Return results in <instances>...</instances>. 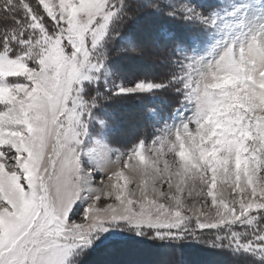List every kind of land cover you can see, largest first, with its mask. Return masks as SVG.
Returning a JSON list of instances; mask_svg holds the SVG:
<instances>
[{
  "label": "rangeland",
  "instance_id": "obj_1",
  "mask_svg": "<svg viewBox=\"0 0 264 264\" xmlns=\"http://www.w3.org/2000/svg\"><path fill=\"white\" fill-rule=\"evenodd\" d=\"M12 1L0 0V239L30 215L35 227L47 213L44 222L53 230L60 225L55 240L63 246L70 224L85 225L86 237L88 227L102 228L130 205L136 223L223 224L199 234L212 238L231 226L251 231L242 225L264 212V0H187L205 15L197 19L172 12L184 0H133L144 4L143 15L122 21L119 30L110 26L104 41L106 0H22L16 16ZM27 4L41 8L49 37ZM159 21L171 24L153 37L161 48L149 35L139 37ZM130 37L148 50L117 58ZM104 49L111 51L106 60ZM140 79H164L168 87L113 95L118 83ZM90 87L96 98L85 99ZM98 91L111 99L97 101ZM139 135L143 140L127 149ZM76 201L77 216L69 221ZM85 205L86 217L79 215ZM184 242L188 264H255L248 254L237 258ZM170 247L153 240L139 259L179 264ZM67 255L60 247L57 260ZM76 259L98 264L101 256L92 251Z\"/></svg>",
  "mask_w": 264,
  "mask_h": 264
},
{
  "label": "snow or ice",
  "instance_id": "obj_2",
  "mask_svg": "<svg viewBox=\"0 0 264 264\" xmlns=\"http://www.w3.org/2000/svg\"><path fill=\"white\" fill-rule=\"evenodd\" d=\"M150 6L159 10V5L157 4ZM124 8L128 10L122 11ZM178 9L182 10L188 19L205 17L198 8L190 5L187 0L174 6L172 12L175 13ZM104 11L109 15L105 17L108 23L102 41L109 36V29L110 26L112 27L114 17H118L119 14L118 18L121 21L134 19L140 9L132 7L131 4L126 5L124 0H112L110 4L106 0ZM122 13L123 15H121ZM148 47V45L137 42L134 37H130L127 45L122 47L120 51L144 55ZM179 51L180 46L178 44L174 50L175 55H178ZM107 58L108 53L105 52V60ZM105 60L101 65V69L104 67ZM173 63H176V61H173ZM97 81H99V78ZM171 82H176L175 75L171 77ZM167 87L168 83H154L151 80L140 79L130 85H125L122 82L118 83L113 95L120 96L151 92L153 89ZM99 97H103L105 102L111 99L109 96H104V92L102 91H98ZM98 106H100L99 103H97L94 109ZM101 123L105 124L106 121L102 120ZM99 199L100 197H97V200ZM79 203V201H76L68 211L67 218L69 221H72L73 217L77 216ZM88 207V205H85L79 215H85L86 217ZM105 210L100 209L99 211L103 212ZM46 217L47 213L45 217H41L40 220L36 221L35 227H32L31 220L33 216L30 215L20 230L13 233L8 239H0V264H82L83 260L77 261L76 258L87 255L92 251L98 252L101 256L98 264H144L139 259V256L143 252L142 246L153 240L168 241L172 245L167 250L168 255L178 253L180 256L179 264H188L184 259L187 247L184 242L186 239L188 242L230 250L233 256L237 258L248 254L260 262V264H264V226H261L258 217L252 224L242 225V227L251 228L250 232L240 234L226 230V234L218 232L213 238L205 240L204 237L199 235L200 233L217 231L218 228H224L225 226L221 224L219 226L206 227L199 221L196 222L194 229L187 227L183 221H176L174 223H136L133 222L137 218L136 209L134 205H130L124 208L123 213L118 214V216L114 215L111 219L105 221L102 228L92 231L91 227H88V235L86 237L81 231L86 227L85 225L70 224L63 246L57 245L55 240V234L60 225L58 224L55 230L49 229L44 222ZM190 220L191 218H189V222ZM121 224L127 225V228L119 227ZM29 228L32 229L30 232L28 231ZM149 233H151L150 236ZM173 241H179L180 243H172ZM60 247H63L68 253L66 259L63 261L57 260ZM167 264H175V262L169 260Z\"/></svg>",
  "mask_w": 264,
  "mask_h": 264
},
{
  "label": "trees",
  "instance_id": "obj_3",
  "mask_svg": "<svg viewBox=\"0 0 264 264\" xmlns=\"http://www.w3.org/2000/svg\"><path fill=\"white\" fill-rule=\"evenodd\" d=\"M19 1H22V0H13L12 2H13V5L15 6V10L14 9H11V11L13 12V14H15V16H16V14H18L16 11V8L18 9V8H20L19 6H23V4L21 5V4H19ZM197 1H199V0H197ZM202 1V0H201ZM23 2V1H22ZM28 3V2H27ZM124 3L127 5V4H131L132 5V7H135V8H138V9H140V11L141 10H145V8H144V4H142V3H139V5L137 6L136 4H134V1L133 0H124ZM25 4V3H24ZM29 4V3H28ZM27 4V5H28ZM30 5V4H29ZM28 5V7L31 9V11H33L34 13H35V15L38 17V22H42V23H40L41 25H42V29H43V31H44V34L46 33V36L47 37H49L50 36V34H51V32H50V28H48L47 26H46V24L45 23H43V21H41V20H43V18L45 17L44 16V13L42 12V10H41V8L38 6L37 8L35 7V6H29ZM213 5L215 6L216 5V3L214 2L213 3ZM123 11V10H122ZM139 11V12H140ZM145 12V11H144ZM147 12V11H146ZM121 15H123V13L121 14ZM143 14H139V15H137V16H142ZM148 14H146V16H147ZM118 17H119V14H118ZM118 17H116L115 18V20H114V25L112 24V30H119V28H120V25H121V23H122V21H121V19H119ZM28 18V17H27ZM23 19H25V17L23 18ZM148 19H150V16L148 15V17H147V20ZM146 19H145V17H144V26L146 27V23H149V21H147ZM124 22H126V20H123ZM154 24H152V26H153ZM165 26H167V27H169V26H171V24H169V22H165V21H159V22H157L154 26H153V28H152V30H150L149 32H147V29L148 28H146V30L143 32V33H141L140 31H139V37H140V39H142V38H144V36L142 35V34H145V35H149L148 36V38H149V40L152 42V40L154 39V40H156V41H154V43H156V47L157 48H161V46H159L161 43H160V41L158 40V39H156V38H153L154 36L156 37L158 34H156L157 33V29L158 28H160V27H164L165 28ZM113 31V32H114ZM175 31H177V30H175ZM136 36V35H135ZM143 36V37H142ZM138 37V36H137ZM136 37V38H137ZM146 37V36H145ZM160 39V38H159ZM138 40V39H137ZM136 40V41H137ZM146 40H147V38H146ZM162 40V39H161ZM119 43V42H118ZM160 43V44H159ZM162 45V44H161ZM107 46V45H106ZM56 48V47H55ZM106 48V47H105ZM163 48V47H162ZM169 46H167L166 47V49H168L169 50ZM114 49H116V48H114ZM156 49V48H155ZM56 50H57V48H56ZM105 50V49H104ZM105 52H107L108 53V57L110 56V53H111V51L109 50V49H106L105 50ZM122 54H124V52L122 53ZM116 57L118 58V57H121V51H119L117 54H116ZM169 65H171V61H169V62H167L166 64H164V66L162 67V68H168V67H170ZM163 70V69H162ZM162 70L161 71H156V72H162ZM174 71V69L172 70V71H170V68H169V71L168 72H173ZM168 72H166V73H168ZM169 77H172L171 76V73H170V75L169 76H167V79L169 80ZM159 82V81H158ZM166 83L165 81H164V79L160 82V83ZM92 90H93V87H90V88H88L86 91H85V99H87V98H89L90 96H91V92H92ZM165 90V89H164ZM161 91H162V89H161ZM103 92V91H102ZM93 95H94V91H93V93H92V96H91V99L93 98ZM166 95H169V94H167V93H165V96ZM94 98H96V96L94 95ZM180 98H181V96H176L175 98H173V99H176L175 100V102H178L179 100H180ZM99 100V98H97V101ZM94 101V100H93ZM95 102H96V100H95ZM101 102V101H100ZM100 102H99V104H100ZM106 104V103H105ZM108 102H107V104H106V107H108ZM103 107V106H102ZM143 138H144V136H142V135H139V136H137V137H135L130 143H128V145L126 146L127 147V149H129L133 144V142L134 143H136V142H138V141H141V140H143ZM258 217V219H259V221H260V224H262V220H264V212H260V214H258V215H256V218ZM234 225V224H233ZM232 228H233V226H231V227H229V230L228 231H230V230H232ZM212 235L213 234H210V232L209 233H205L204 235H201L202 237H204L205 238V240H207V239H210V237L212 238ZM215 236V235H214ZM209 237V238H208ZM191 243V242H190ZM201 247H205V248H208L207 247V245L206 244H201ZM253 259L255 260V258L253 257ZM253 263H255V264H260V262H258V261H254Z\"/></svg>",
  "mask_w": 264,
  "mask_h": 264
},
{
  "label": "clouds",
  "instance_id": "obj_4",
  "mask_svg": "<svg viewBox=\"0 0 264 264\" xmlns=\"http://www.w3.org/2000/svg\"><path fill=\"white\" fill-rule=\"evenodd\" d=\"M230 79H232V78H222V81L224 82V83H227V82H230ZM213 87H220V86H222L221 84H215V85H212Z\"/></svg>",
  "mask_w": 264,
  "mask_h": 264
}]
</instances>
